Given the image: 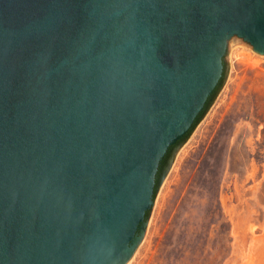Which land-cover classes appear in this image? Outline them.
I'll return each instance as SVG.
<instances>
[{
    "label": "water",
    "instance_id": "95a60500",
    "mask_svg": "<svg viewBox=\"0 0 264 264\" xmlns=\"http://www.w3.org/2000/svg\"><path fill=\"white\" fill-rule=\"evenodd\" d=\"M237 44L264 0H0V264H127Z\"/></svg>",
    "mask_w": 264,
    "mask_h": 264
},
{
    "label": "rangeland",
    "instance_id": "374dc122",
    "mask_svg": "<svg viewBox=\"0 0 264 264\" xmlns=\"http://www.w3.org/2000/svg\"><path fill=\"white\" fill-rule=\"evenodd\" d=\"M228 65L127 264H264V56L232 45Z\"/></svg>",
    "mask_w": 264,
    "mask_h": 264
},
{
    "label": "trees",
    "instance_id": "16d2710c",
    "mask_svg": "<svg viewBox=\"0 0 264 264\" xmlns=\"http://www.w3.org/2000/svg\"><path fill=\"white\" fill-rule=\"evenodd\" d=\"M214 93H215V92H214ZM214 93L211 95V97H210L208 103L206 104L204 110H203V111L199 114V116L196 118V120H195V122L193 123L191 129L188 131V133L185 135V137L188 136V134L191 132V130H192V129L194 128V126L196 125L197 121H198V120L200 119V117L203 115V113H204L205 109L207 108V105L209 104V102H210L211 98L213 97ZM185 137H184V138H185ZM184 138H183V139H184ZM171 149H172V147L168 149V151H167L166 155L164 156L163 160L160 162V165H159V171H160L161 167L164 166L165 162L168 160ZM156 189H157V186H156ZM155 194H156V191H155V193H154V197H155ZM147 217H148V215L146 216V219H147Z\"/></svg>",
    "mask_w": 264,
    "mask_h": 264
},
{
    "label": "flooded vegetation",
    "instance_id": "af4514ba",
    "mask_svg": "<svg viewBox=\"0 0 264 264\" xmlns=\"http://www.w3.org/2000/svg\"><path fill=\"white\" fill-rule=\"evenodd\" d=\"M209 99H210V98H209ZM209 99L207 100L206 104L208 103ZM206 104H205V106H206ZM205 106H204V108H205ZM203 110H204V109H203ZM198 116H199V115H198ZM162 160H163V159H162ZM166 162H167V161H166ZM166 162H165V164H166ZM165 164H164V166H165ZM159 165H160V164H159ZM164 166L161 167L160 171H159V167H158V171H157V174H156V180L159 178L160 173L162 172Z\"/></svg>",
    "mask_w": 264,
    "mask_h": 264
}]
</instances>
